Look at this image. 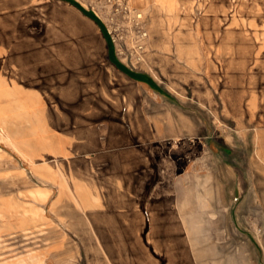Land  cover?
Listing matches in <instances>:
<instances>
[{
	"label": "rangeland",
	"instance_id": "rangeland-1",
	"mask_svg": "<svg viewBox=\"0 0 264 264\" xmlns=\"http://www.w3.org/2000/svg\"><path fill=\"white\" fill-rule=\"evenodd\" d=\"M76 1L100 23L62 0H0L6 42L26 43L30 52H23L46 65L21 69L15 93L0 86V195L60 182L61 152L68 150L62 136L72 133L59 128L141 108L148 130L159 123L165 135L150 138L148 150L164 157L165 171L180 183L179 238L156 243L146 233L156 263L264 264V132L251 108L259 98L264 110V0ZM109 29L122 59L148 72L158 89L113 74ZM249 133L254 149L243 141ZM20 226L28 241L0 255V264L26 257L46 264L35 255L44 226ZM70 253L52 264H78ZM89 253L85 245L80 264ZM99 256L97 264H112L104 251Z\"/></svg>",
	"mask_w": 264,
	"mask_h": 264
},
{
	"label": "crops",
	"instance_id": "crops-1",
	"mask_svg": "<svg viewBox=\"0 0 264 264\" xmlns=\"http://www.w3.org/2000/svg\"><path fill=\"white\" fill-rule=\"evenodd\" d=\"M62 1L86 15L75 4ZM2 18L0 86L7 84L15 93L21 69L46 65L38 67V60L27 54L30 51L26 48L30 46L26 43L6 42ZM106 40L109 67L114 75L147 89H158L159 83L148 72L130 67L116 45L109 38ZM36 73L35 70L33 74ZM259 101L251 100L253 124L264 132V110ZM88 110L91 116L101 114L96 109ZM123 110H112L114 118L104 121L105 124H77L71 130L59 128L63 133H72L62 136L68 150L61 152L59 183L0 195V255L28 241L21 233V220L28 223L29 232L38 225L44 226V246L35 255L42 256L46 264H52L60 255L67 259L70 252L75 253L80 264L84 261L85 245L90 251L87 264H97L102 251L112 264H157V258L149 252L146 233L156 243H175L181 228L180 183L173 173L165 171L164 157L152 156L147 147L150 138L164 137V131L158 123L151 133L147 113L141 108ZM246 140L247 145L252 142L254 149V135L249 133L243 138ZM259 140L263 144L264 137ZM222 147L230 155V146ZM253 154L256 159L255 151ZM38 188L47 192L45 198L36 193ZM20 212L27 213L21 216ZM166 235L167 241L162 238ZM26 259L27 263L18 264L32 263L30 257Z\"/></svg>",
	"mask_w": 264,
	"mask_h": 264
},
{
	"label": "trees",
	"instance_id": "trees-1",
	"mask_svg": "<svg viewBox=\"0 0 264 264\" xmlns=\"http://www.w3.org/2000/svg\"><path fill=\"white\" fill-rule=\"evenodd\" d=\"M73 4H75L76 6H78L86 15H88L89 17L93 18L94 20H96L98 23H100V19L99 17L94 14L92 11H87L82 5H80L77 1L75 0H67Z\"/></svg>",
	"mask_w": 264,
	"mask_h": 264
},
{
	"label": "built area",
	"instance_id": "built-area-1",
	"mask_svg": "<svg viewBox=\"0 0 264 264\" xmlns=\"http://www.w3.org/2000/svg\"><path fill=\"white\" fill-rule=\"evenodd\" d=\"M140 14H141V13H138V18H141ZM113 32H114V31H111V30L109 29V35H110L111 41H112V43H114V44L116 45L117 39L115 38V35H114ZM142 33H143V36H147V35H148L147 32H142ZM143 46H144V45H140V48H142ZM118 53H119V51H118Z\"/></svg>",
	"mask_w": 264,
	"mask_h": 264
}]
</instances>
